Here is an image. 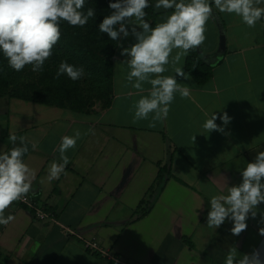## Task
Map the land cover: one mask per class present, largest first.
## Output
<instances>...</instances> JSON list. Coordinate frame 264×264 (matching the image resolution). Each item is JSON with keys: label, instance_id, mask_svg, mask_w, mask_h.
<instances>
[{"label": "crops", "instance_id": "crops-1", "mask_svg": "<svg viewBox=\"0 0 264 264\" xmlns=\"http://www.w3.org/2000/svg\"><path fill=\"white\" fill-rule=\"evenodd\" d=\"M150 2L155 24L162 22L165 10ZM205 27V41L191 51L211 77L206 80L200 68L188 70L190 51L180 63L167 65L163 75L175 76L174 68L181 67L188 79L178 77V83L191 92L187 98L176 93L167 118L154 127L151 116L132 123L140 96L121 63L128 58L121 46L136 42L131 35L117 44L107 106L98 103L77 113L0 98V152L14 146L10 134L18 137L15 146L25 138L29 150L23 159L36 173L28 196L54 216L36 219L13 202L5 216L14 219L0 225V264H113L86 249L89 241L128 264H224L230 247H236L238 258L254 249L264 256L258 231L264 227V203L239 236L230 232V220L216 230L206 223L223 177L229 185L239 184L241 170L264 151V18L248 27L239 16L214 9ZM150 87L144 84L143 95ZM213 112L232 118L226 126L216 120L224 133L202 128ZM77 129L82 136L65 153V171L49 181L50 165L61 162V137Z\"/></svg>", "mask_w": 264, "mask_h": 264}, {"label": "clouds", "instance_id": "clouds-1", "mask_svg": "<svg viewBox=\"0 0 264 264\" xmlns=\"http://www.w3.org/2000/svg\"><path fill=\"white\" fill-rule=\"evenodd\" d=\"M86 0H0V52L8 61L9 67L20 72L28 65L32 72L43 71L45 62L52 56L53 47L59 42L62 32L61 22L72 27H85L96 13L93 8L84 11ZM264 0H156L155 9H164L165 18L153 27L145 17L149 0H109L110 15L103 18L98 28L110 40L134 37L130 47L121 46V55L128 57L127 80L140 96L133 108L132 123L148 120L150 126L166 119L170 105L179 93L181 98L190 96V88L178 83V77L187 80L181 67H175V76H165L166 66H175L186 57L190 50L199 48L205 41L206 23L214 15V9L221 13L239 16L248 27H255L264 18ZM172 10L168 14V10ZM120 46V45H118ZM174 50L175 55L172 53ZM171 57V60H170ZM66 75L76 81L85 75L84 68L67 61H61L56 79ZM150 84L145 92L144 84ZM222 125L230 123L227 112L217 115L213 112L202 124L206 132L224 133ZM94 134V130L89 129ZM88 133H84L87 135ZM82 133L79 129L73 135L61 137L58 147L60 163L53 161L48 179H59L69 163L65 154L77 145ZM18 137L9 135L13 147L0 152V225H8L14 217L5 216V210L13 202L25 199L32 191L35 171L24 161L28 146L24 137H19L20 146H15ZM195 139V137L193 138ZM33 148L36 145L32 146ZM241 182L229 185L223 177L221 194L213 195L207 212L206 223L211 229H219L226 220L232 222L230 232L239 236L247 230V220L255 218L259 205L264 203V151L257 152L254 159L241 170ZM264 219V215H262ZM264 236V227L259 228ZM224 264H264L260 249L245 253L238 258L236 247H230Z\"/></svg>", "mask_w": 264, "mask_h": 264}, {"label": "trees", "instance_id": "trees-1", "mask_svg": "<svg viewBox=\"0 0 264 264\" xmlns=\"http://www.w3.org/2000/svg\"><path fill=\"white\" fill-rule=\"evenodd\" d=\"M150 7L145 9L146 19L155 26L156 13L149 0ZM109 0H86L84 11L95 10V17L88 24L72 27L61 22V38L53 47L52 56L45 62L43 71L32 72L28 65L23 71H14L7 59L0 52V98L38 103L46 106L69 108L77 113H88L95 103L108 105L113 77L112 59L118 41L110 40L107 34L99 31V24L104 12L109 8ZM192 54V55H191ZM61 61H67L77 67H83L85 75L76 81L61 75L56 79V72ZM188 70L195 68L204 71V77H211L210 70L203 64L195 52L190 50L187 62ZM169 172L162 170L161 173ZM149 211H143L146 214Z\"/></svg>", "mask_w": 264, "mask_h": 264}, {"label": "built area", "instance_id": "built-area-1", "mask_svg": "<svg viewBox=\"0 0 264 264\" xmlns=\"http://www.w3.org/2000/svg\"><path fill=\"white\" fill-rule=\"evenodd\" d=\"M19 205L26 206L30 211H32L36 217V219L39 220H50L53 219L54 216L52 213L46 212L45 210L39 208L33 201L30 196L27 195L25 199H22L20 201H16ZM86 249L99 253L103 258L109 259L113 262V264H128L121 262L120 259H118L116 256H114L110 251L103 249L100 247L97 242L95 241H89L85 242Z\"/></svg>", "mask_w": 264, "mask_h": 264}, {"label": "rangeland", "instance_id": "rangeland-1", "mask_svg": "<svg viewBox=\"0 0 264 264\" xmlns=\"http://www.w3.org/2000/svg\"><path fill=\"white\" fill-rule=\"evenodd\" d=\"M107 15H110V13H109L108 11H105V12H104V16H107ZM97 104H98V102L95 103V105H97ZM95 105H94V106H95ZM94 106H93V107H94Z\"/></svg>", "mask_w": 264, "mask_h": 264}]
</instances>
